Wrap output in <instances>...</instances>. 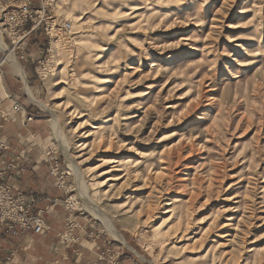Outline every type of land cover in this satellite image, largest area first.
Returning a JSON list of instances; mask_svg holds the SVG:
<instances>
[{
    "label": "rangeland",
    "instance_id": "1",
    "mask_svg": "<svg viewBox=\"0 0 264 264\" xmlns=\"http://www.w3.org/2000/svg\"><path fill=\"white\" fill-rule=\"evenodd\" d=\"M53 4L24 54L76 212L142 264H264V0Z\"/></svg>",
    "mask_w": 264,
    "mask_h": 264
},
{
    "label": "crops",
    "instance_id": "2",
    "mask_svg": "<svg viewBox=\"0 0 264 264\" xmlns=\"http://www.w3.org/2000/svg\"><path fill=\"white\" fill-rule=\"evenodd\" d=\"M36 33L26 40L25 47L29 46L30 39ZM39 58L37 52H27L23 60H16L14 55L11 59H5L0 71V122L3 139L13 151H22L28 160L26 172L10 174L7 180L23 194V203L45 213L50 229L45 234L29 233L12 237L0 227V256H9V264H105L98 260L99 254L105 248H118L121 263L142 264L137 253L128 246L116 244L82 212L75 213L76 221L85 228L96 229L94 238L86 237L80 229L74 231L75 242L72 243L64 242L57 236V232L65 227L66 211L62 206L51 203L65 194L48 174V159L43 154V150L52 147L53 143L50 118L35 105L36 99L45 101L47 90L46 83L33 76ZM17 64L21 74L15 71ZM24 73L29 82L27 86L18 77H24ZM9 155L14 153L8 152Z\"/></svg>",
    "mask_w": 264,
    "mask_h": 264
},
{
    "label": "built area",
    "instance_id": "3",
    "mask_svg": "<svg viewBox=\"0 0 264 264\" xmlns=\"http://www.w3.org/2000/svg\"><path fill=\"white\" fill-rule=\"evenodd\" d=\"M0 0V34L1 41L8 52L12 53L16 60L25 59V42L32 33L44 32L50 39L58 41L61 37L66 38L72 33V25L67 20L53 16V0ZM2 50L0 46V51ZM51 50V42L44 51ZM3 55L0 58V71L5 61ZM49 59V58H47ZM47 60L39 58L36 68L38 80L44 81V73L50 72L53 66L47 68ZM25 77V73H24ZM23 82V77H19ZM18 110V107H15ZM8 152L14 155L7 156ZM49 166L48 174L55 179L57 187L64 190L65 196L52 200L53 206H62L66 211V223L63 230L57 232V236L64 242H75L74 231L80 229L86 237L94 238L97 231L93 228H85L76 221L77 200L70 192L71 184H66L67 171L60 169V150L48 147L43 150ZM28 160L22 151H13L11 146L3 139L2 124L0 122V227L12 237H20L24 234H45L50 227L47 225L45 213L35 210L30 205L22 202L23 194L16 191L14 186L7 180L10 174L20 175L27 171ZM70 192V193H69ZM119 251L105 248L98 260L105 264H122L118 257ZM10 257L0 256V264H9Z\"/></svg>",
    "mask_w": 264,
    "mask_h": 264
},
{
    "label": "bare ground",
    "instance_id": "4",
    "mask_svg": "<svg viewBox=\"0 0 264 264\" xmlns=\"http://www.w3.org/2000/svg\"><path fill=\"white\" fill-rule=\"evenodd\" d=\"M0 46H1V48H3V50H7V48H5V45L2 43V41H1V36H0ZM13 57V55H12V53H7L6 54V58H9V59H11ZM16 67L15 68H17L18 69V65H15ZM15 69V71H18V73H20L21 74V72H20V70L18 69ZM54 131H55V133L57 134V132H58V129H57V127H55V124H54ZM58 135V134H57ZM177 152V151H176ZM101 213V212H100ZM101 215H103L102 213H101Z\"/></svg>",
    "mask_w": 264,
    "mask_h": 264
}]
</instances>
